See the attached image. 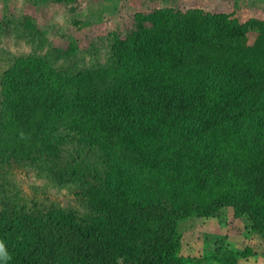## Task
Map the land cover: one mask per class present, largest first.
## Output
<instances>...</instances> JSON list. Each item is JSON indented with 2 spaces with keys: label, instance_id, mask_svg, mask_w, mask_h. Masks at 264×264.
<instances>
[{
  "label": "trees",
  "instance_id": "trees-1",
  "mask_svg": "<svg viewBox=\"0 0 264 264\" xmlns=\"http://www.w3.org/2000/svg\"><path fill=\"white\" fill-rule=\"evenodd\" d=\"M135 18L96 71L59 67L73 51L55 49L18 56L3 72L0 167L36 164L56 183L84 185L88 215H0L10 256L0 264H175L176 220L224 206L247 212L264 236V26L243 48L245 25L224 16ZM107 130L120 134L114 150L138 144L131 157L113 155V171L89 183L83 163L49 165L66 144L88 152Z\"/></svg>",
  "mask_w": 264,
  "mask_h": 264
},
{
  "label": "rangeland",
  "instance_id": "rangeland-1",
  "mask_svg": "<svg viewBox=\"0 0 264 264\" xmlns=\"http://www.w3.org/2000/svg\"><path fill=\"white\" fill-rule=\"evenodd\" d=\"M192 10L245 25L243 48H251L263 31L259 25L264 26V0H0V80L16 57L50 55L55 49L73 51L67 60L62 56L56 60L59 67L74 66L77 71L94 66L96 71L105 64L113 39L122 41L136 29L138 15L160 11L180 16ZM140 24L149 26L144 21ZM116 133L105 131L87 153L79 144L68 143L49 165L67 163L79 169L83 163L92 183L95 173L103 176L113 171V155L131 157L138 148L137 143L127 142L120 143L123 149L114 150L120 135ZM107 137L113 138L112 145L100 140ZM100 141L105 147H98ZM107 146L112 150L108 159L101 149ZM243 155L250 164L257 157L252 147ZM43 169L13 162L0 167V215L45 213L53 208L88 215L86 198L80 194L85 192L84 185L56 183L53 174ZM174 230L175 264H264V236L253 229L242 209L224 206L210 216L190 214L176 220Z\"/></svg>",
  "mask_w": 264,
  "mask_h": 264
},
{
  "label": "clouds",
  "instance_id": "clouds-1",
  "mask_svg": "<svg viewBox=\"0 0 264 264\" xmlns=\"http://www.w3.org/2000/svg\"><path fill=\"white\" fill-rule=\"evenodd\" d=\"M10 259V256L8 255L5 245L3 242H0V260L7 261Z\"/></svg>",
  "mask_w": 264,
  "mask_h": 264
}]
</instances>
